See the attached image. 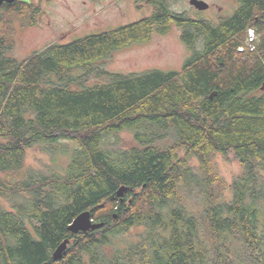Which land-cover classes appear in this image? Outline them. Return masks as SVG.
I'll use <instances>...</instances> for the list:
<instances>
[{"label":"trees","instance_id":"16d2710c","mask_svg":"<svg viewBox=\"0 0 264 264\" xmlns=\"http://www.w3.org/2000/svg\"><path fill=\"white\" fill-rule=\"evenodd\" d=\"M135 1L153 13L22 60L10 54L13 20L36 24L39 6L0 8V264H264V0H238L217 23L185 16L171 0ZM173 23L191 50L181 69L100 66ZM251 28L255 45L245 41ZM123 131L133 146L119 145ZM34 147L68 155L67 165L33 168ZM181 150L199 158L201 181ZM230 151L242 171L226 199L210 189L213 155ZM196 182L207 193L201 209L170 205ZM85 210L103 225L72 234ZM135 227L137 239L123 237Z\"/></svg>","mask_w":264,"mask_h":264},{"label":"rangeland","instance_id":"374dc122","mask_svg":"<svg viewBox=\"0 0 264 264\" xmlns=\"http://www.w3.org/2000/svg\"><path fill=\"white\" fill-rule=\"evenodd\" d=\"M34 6H39L37 23L28 24L29 20L16 17L13 23L16 27L14 34L15 48L11 56L26 59L38 50H42L53 42L65 43L75 38L112 29L118 25L138 20L153 13L155 7L147 3H137L135 0H44L43 7L38 0H29ZM210 4L209 9L196 10L190 0H171L170 7L193 18H206L217 23L220 16L235 9L237 0H205ZM41 6H40V5ZM230 10V11H228ZM246 43L255 45L259 38L249 30ZM191 50L182 39V28L175 23L165 33H153L145 42L132 43L115 51L105 63L100 66L113 72L137 73L153 68L163 70L181 69ZM77 72V71H76ZM81 70H78V73ZM94 76L92 77V79ZM119 145L133 146L136 141L129 131L119 134ZM181 158L186 157L192 166L195 179L201 181L200 161L196 155L189 156L185 150L179 152ZM69 156L62 153L52 155L39 147L28 150L27 163L37 170L46 171L50 168L62 170L67 165ZM213 163L218 172L213 187L215 195L222 194L224 198L232 197L231 182L241 173L242 166L235 154L215 153ZM205 187L196 182L189 187L182 186L176 201L170 205L184 203L194 211L203 207L206 199ZM141 227H135L124 234V238L135 240Z\"/></svg>","mask_w":264,"mask_h":264},{"label":"water","instance_id":"95a60500","mask_svg":"<svg viewBox=\"0 0 264 264\" xmlns=\"http://www.w3.org/2000/svg\"><path fill=\"white\" fill-rule=\"evenodd\" d=\"M16 0H0V6L4 3H13ZM190 4L195 6L198 10H206L209 7V3L205 0H190ZM262 89H264V82ZM217 94V91H213L210 94V98L213 99ZM129 187L122 185L117 190V195L123 201L125 192ZM103 225V222H97L90 210H85L81 212L75 219L69 224V230L72 234H79L80 232H87L90 229H98ZM71 242L70 238L64 239L53 251L52 255L55 260L62 259L66 253L69 243Z\"/></svg>","mask_w":264,"mask_h":264},{"label":"flooded vegetation","instance_id":"af4514ba","mask_svg":"<svg viewBox=\"0 0 264 264\" xmlns=\"http://www.w3.org/2000/svg\"><path fill=\"white\" fill-rule=\"evenodd\" d=\"M18 1H29V0H16L15 2H13V3H11V4H16ZM38 2H41V5H42V7H43V2H44V0H38ZM6 4H8L7 2H4L1 6H0V8L1 7H3L4 5H6ZM40 5V4H39ZM40 5V6H41ZM191 6H193V5H191ZM196 10H198L195 6H193ZM209 7H210V4H209ZM209 7L207 8V9H209ZM238 7V0H237V4H236V7H235V9ZM211 8V7H210ZM206 9V10H207ZM235 9H232L231 10V12H229L228 14H224V15H222V16H220L219 17V19H218V22H220L223 18H225V17H227V16H229L230 14H232L233 12H234V10ZM200 11V10H199ZM202 11H204V10H202ZM228 11H230V10H228ZM251 31L253 32V33H255L256 34V36L259 38V34L257 33V31H256V29L255 28H251Z\"/></svg>","mask_w":264,"mask_h":264}]
</instances>
